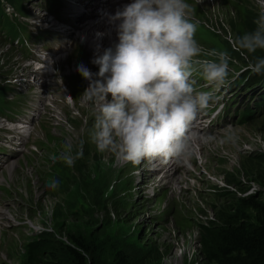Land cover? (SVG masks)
Segmentation results:
<instances>
[{
	"label": "rangeland",
	"instance_id": "1",
	"mask_svg": "<svg viewBox=\"0 0 264 264\" xmlns=\"http://www.w3.org/2000/svg\"><path fill=\"white\" fill-rule=\"evenodd\" d=\"M186 2L198 25L194 39L202 49H226L231 55L229 81L248 73L244 72L246 65L254 56L236 50L233 38L255 28L261 0ZM2 6L25 41L22 43L16 34L7 37L0 22V98L11 104L13 111L6 114L13 119L35 120L25 133V143L30 144L19 145V151L0 138V208L11 219L0 224V264H78L62 246L34 261L37 259L29 248L51 237L65 244L73 240L86 245L89 264H115L120 255L132 264H221L204 228L230 217L255 222L258 213L247 209L245 203H264V114L238 123L230 113V118L217 121L210 133H204L217 138L206 155L201 156L202 149H197L187 163L189 171L176 175L181 184L166 187L167 164L160 165L159 174L156 171L154 175L150 160L139 168V164L122 162L112 153H99L91 143L89 132L96 108L81 97L89 82L77 67L89 64L85 62L88 56L81 55L77 47L82 45L74 39L76 34L65 40L63 34L46 29L52 17L45 2L20 0L11 7L4 1ZM68 11L71 6L63 1L51 15L58 22L65 20ZM88 13L92 15V11ZM44 17L47 22L37 20ZM65 43L66 50L58 58L71 53L67 62L45 65L43 73L34 69L31 59L39 50L53 52ZM255 56H264V52ZM97 72L93 65L92 73ZM247 77L264 93V74ZM206 87L216 94L217 88L209 81ZM243 90L234 97L235 110H241L256 95ZM17 105L25 113L17 114ZM4 118L6 115H0V127H5ZM195 126L203 129L196 121ZM229 136L234 138L229 140ZM67 142L73 152L82 151L72 167L50 159L59 157ZM12 162L13 171L6 173L5 167ZM136 169H141V176ZM53 178L60 181L55 189L47 187Z\"/></svg>",
	"mask_w": 264,
	"mask_h": 264
},
{
	"label": "clouds",
	"instance_id": "2",
	"mask_svg": "<svg viewBox=\"0 0 264 264\" xmlns=\"http://www.w3.org/2000/svg\"><path fill=\"white\" fill-rule=\"evenodd\" d=\"M108 20L118 42L92 61L97 73L83 64L77 67L89 82L82 100L96 108L91 143L99 153H112L132 165L145 158L187 164L198 142L217 139L200 134L194 122L220 99L197 90L193 77L199 75L217 89L227 86L231 55L226 49H202L194 39L198 25L186 0H132ZM254 24L253 30L233 38V47L254 56L245 70L260 75L264 56L255 54L264 52V0ZM104 35L96 33L98 39ZM81 156L82 151L73 152L67 142L65 151L50 159L72 167ZM59 184L53 178L47 187L55 189Z\"/></svg>",
	"mask_w": 264,
	"mask_h": 264
},
{
	"label": "trees",
	"instance_id": "3",
	"mask_svg": "<svg viewBox=\"0 0 264 264\" xmlns=\"http://www.w3.org/2000/svg\"><path fill=\"white\" fill-rule=\"evenodd\" d=\"M11 6L18 4L19 0H5ZM0 0V16L6 19V14ZM8 35L18 33L15 24L5 22ZM245 88H252V82H246ZM246 208L254 210L258 216L253 221H246V218H233L221 220L219 223L207 225L205 235L208 237L209 244L214 247L215 255L221 264H264V203H254L248 201ZM62 246L69 254L74 256L78 264H89L87 254H90L86 245L77 241L69 244L57 241L55 237L43 238L39 244L31 246L29 253L33 254L39 261V257L49 252L53 247ZM89 252V253H88ZM115 264H132L122 255L118 257Z\"/></svg>",
	"mask_w": 264,
	"mask_h": 264
},
{
	"label": "bare ground",
	"instance_id": "4",
	"mask_svg": "<svg viewBox=\"0 0 264 264\" xmlns=\"http://www.w3.org/2000/svg\"><path fill=\"white\" fill-rule=\"evenodd\" d=\"M77 2H82L81 3L82 4L81 5V11L74 17V19H73V27H72L73 31L68 32V35L76 34L74 39H76V41L78 43H81V45H82V46H77V47L80 48L81 55L88 56V58H87V60L85 62L89 64L87 68H89V70L92 72L93 65L96 66L95 64L92 63V61L98 55L102 54V51L104 50V49L101 50L102 47H104V45L106 47H110L114 43L118 42L115 28L109 24V20H108L109 15L110 14L114 15L115 11L109 10L107 12H105V11L99 12L97 10V8H98L97 5L98 4L95 3L93 0L92 1H88L89 3H86L85 0H78ZM86 7H91L92 9L91 8L90 9H88V8L86 9ZM76 11H77V9L76 10H72V13L75 14ZM89 11H92V15H94V16L89 15L90 14V13H88ZM86 13H88V14H86ZM98 32L105 33V35L102 38L97 39L96 33H98ZM97 45H100L99 51H97ZM84 47L89 49V50H92V51L90 52L87 49H85ZM70 54L71 53H68L66 55V58H64V57L57 58L55 61H52L51 65H53V64L61 65L63 62H67L68 56H70ZM80 60H82V59H80ZM44 61H45L46 65H49V60L46 57H44ZM42 69L38 70V72H41ZM96 70H98L97 66H96ZM41 73H43V72H41ZM53 74H56V72L53 73ZM53 74L50 75L51 80L54 79ZM243 75H244V73L240 74L238 79H241ZM42 87H43V85H42ZM237 89H238V91H236ZM239 91H240L239 88H235L234 89V92H239ZM196 127L197 126H195V129L199 133L204 134L202 132V130L199 128L200 126L198 128H196ZM26 130L24 131L25 133H26ZM26 138H27V136H26ZM212 144H214V142H208V143H199L198 142L197 146H196V151L199 152L197 149L201 148L202 149L201 153H203V155H201V156H205L206 155V151L208 150L209 146H211ZM197 152L195 153V155L197 154ZM205 160H206V158H205ZM147 161H149V159H147V158L142 160L141 163L139 164L140 165L139 168L144 167V163L147 162ZM149 162H150V166L149 167L152 168V171H153L154 175H155L156 171H157L156 175L159 174L160 171L158 169H159V166L162 165V163L157 161V160H150ZM14 165H15V163L12 162L8 166H6L5 167L6 168L5 172L8 173L9 171H11L14 168ZM183 165H184L183 163L177 164V163H175L173 161H170L169 163H167L165 171H166V175H167V178H168L169 182H168V185L166 187L170 188V186H172V185L175 186V185H180L181 184L179 176H176V175L180 174V172H182V171H186V170L189 171V169L187 167V164L185 166H183ZM140 170L141 169H136L135 170L136 172H138L137 173L138 176L142 175V171H140ZM187 174H189V173H187ZM129 180H130V182L132 181L131 178ZM135 183L136 182L134 181L133 182V187H134ZM141 183H144V182L142 181ZM133 190L135 192V187L133 188ZM171 190H172V187H171ZM1 220H9L10 221L11 219L7 216V214L4 212V210L0 208V224H1Z\"/></svg>",
	"mask_w": 264,
	"mask_h": 264
}]
</instances>
